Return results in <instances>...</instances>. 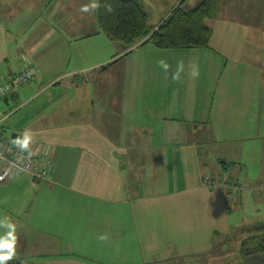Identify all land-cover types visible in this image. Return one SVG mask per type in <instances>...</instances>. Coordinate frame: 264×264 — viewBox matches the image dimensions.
<instances>
[{
	"label": "crops",
	"instance_id": "1",
	"mask_svg": "<svg viewBox=\"0 0 264 264\" xmlns=\"http://www.w3.org/2000/svg\"><path fill=\"white\" fill-rule=\"evenodd\" d=\"M136 1L152 28L200 2ZM93 4L0 0V81L37 70L0 99V138L19 134L15 144L54 163L48 179L0 180L12 260L258 264L237 234L264 224L253 195L264 192V0H214L208 47L177 50L125 49L100 31ZM244 210L257 215L253 226Z\"/></svg>",
	"mask_w": 264,
	"mask_h": 264
},
{
	"label": "trees",
	"instance_id": "2",
	"mask_svg": "<svg viewBox=\"0 0 264 264\" xmlns=\"http://www.w3.org/2000/svg\"><path fill=\"white\" fill-rule=\"evenodd\" d=\"M181 5L172 9L157 28H152L147 13L136 0H97V23L107 38L125 49L136 44H151L158 49L207 48L212 29L206 21L214 12V0H200L188 10ZM247 231L250 236L242 242V253L257 256L260 259L258 264H264V224ZM6 264L34 263L11 260Z\"/></svg>",
	"mask_w": 264,
	"mask_h": 264
},
{
	"label": "built area",
	"instance_id": "3",
	"mask_svg": "<svg viewBox=\"0 0 264 264\" xmlns=\"http://www.w3.org/2000/svg\"><path fill=\"white\" fill-rule=\"evenodd\" d=\"M37 75L35 67L30 66L0 82V99L9 95L21 85L30 82ZM54 168L52 158L46 153H34L26 147L0 138V180H4L11 173H29L35 179H48ZM205 184L223 185L231 193L238 194L245 189L244 184H230L219 177H208Z\"/></svg>",
	"mask_w": 264,
	"mask_h": 264
},
{
	"label": "rangeland",
	"instance_id": "4",
	"mask_svg": "<svg viewBox=\"0 0 264 264\" xmlns=\"http://www.w3.org/2000/svg\"><path fill=\"white\" fill-rule=\"evenodd\" d=\"M0 115L2 116V114H0ZM1 138H3V139H9L11 142H13V140H11V138L9 137V135H3ZM248 171H249V173L251 175H254L256 173V167L253 166V165H250L248 167ZM243 173H245V170H243ZM220 174H221V176L227 177L228 174H229V172L224 170V171H221ZM249 191H251V190L248 189L246 192H244V194H248ZM258 193H259L258 191L253 192V195L257 194V196H255L254 198H256L257 202H259V204L261 205V207L264 208V195L261 194V193H264V192H261L259 194ZM257 205H258V203H257ZM256 218H257V215L250 214V212H248V210H246V211L244 210V214L242 215V221L244 222V225L243 226H249V227L250 226H253V223H255L256 220H257ZM248 233H250V232L246 231L244 233V235H238L237 234V237H238V239H240V238L242 239L243 237L246 238V237L250 236ZM38 257L39 258H42V255H40ZM52 260H53V258L51 256L45 255L42 261L43 262H48L49 261V263H50Z\"/></svg>",
	"mask_w": 264,
	"mask_h": 264
},
{
	"label": "clouds",
	"instance_id": "5",
	"mask_svg": "<svg viewBox=\"0 0 264 264\" xmlns=\"http://www.w3.org/2000/svg\"><path fill=\"white\" fill-rule=\"evenodd\" d=\"M93 8L97 7V5L93 4ZM110 10V9H109ZM82 11H88V6H84ZM160 64L167 68V64L164 61H160ZM193 75H198L197 73H193ZM174 79H179V72L173 77ZM15 245H16V236L14 235V227L13 231L8 234L6 238H0V264H6L7 261L12 260L15 256Z\"/></svg>",
	"mask_w": 264,
	"mask_h": 264
},
{
	"label": "water",
	"instance_id": "6",
	"mask_svg": "<svg viewBox=\"0 0 264 264\" xmlns=\"http://www.w3.org/2000/svg\"><path fill=\"white\" fill-rule=\"evenodd\" d=\"M20 137V135L19 134H16V133H13L12 135H11V138H19Z\"/></svg>",
	"mask_w": 264,
	"mask_h": 264
}]
</instances>
